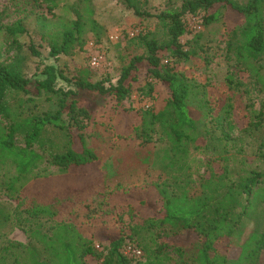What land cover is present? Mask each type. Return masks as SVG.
Masks as SVG:
<instances>
[{
  "label": "trees",
  "instance_id": "16d2710c",
  "mask_svg": "<svg viewBox=\"0 0 264 264\" xmlns=\"http://www.w3.org/2000/svg\"><path fill=\"white\" fill-rule=\"evenodd\" d=\"M10 1L0 9V34L11 39L16 50L11 60H0V194L19 200L23 186L47 177L48 167L64 173L98 162L86 130L100 110L120 107L135 91L154 103L134 111L132 134L144 145L162 130L167 142L163 170L171 177L154 184L159 216L133 226L127 236L101 233L88 238L70 225L41 228V223L32 222L34 229L27 225L31 243L17 245L6 240L10 206L0 202V264H136L141 256L148 264H258L264 250L259 215L264 211V205L260 208L264 161L254 165L246 157L230 161L228 144L234 145L239 137L257 139L260 145L263 141L264 0H167L155 14L149 10L153 0H109L110 10L129 12L140 20L154 18L156 24L133 37L128 34L124 45L117 47L116 59L102 48L110 66L100 73L85 57L88 42L100 43L105 34L94 0H29L37 8L43 6L44 12L18 10L33 13L38 36V44L30 42L25 51L17 42L27 33L23 21L4 23L12 17L11 7L17 12ZM55 10L64 12L57 15ZM229 11L241 19L228 28L224 16ZM191 18L202 30L220 24L223 59L235 67L201 88L194 81V67L201 59L203 32L190 29ZM41 45L46 61L38 75L27 77L26 61L40 55ZM204 62L208 63L205 58ZM241 77L248 81L244 89ZM157 85L165 93L159 107L153 98ZM249 89L263 99L259 109L250 101L244 105L246 123L241 125L235 94L240 90L247 94ZM188 147L208 155L203 172L194 171L195 183L185 168ZM29 209L31 217L51 215L46 206L34 204ZM187 232L196 239L171 242ZM222 240L226 249H239L235 260L217 251ZM127 247L139 250L140 256L124 254Z\"/></svg>",
  "mask_w": 264,
  "mask_h": 264
},
{
  "label": "rangeland",
  "instance_id": "374dc122",
  "mask_svg": "<svg viewBox=\"0 0 264 264\" xmlns=\"http://www.w3.org/2000/svg\"><path fill=\"white\" fill-rule=\"evenodd\" d=\"M13 2L16 4L17 12H13L14 8L11 7L12 17L5 20L4 23H9L17 18L23 21L27 33L19 37L17 42L23 47L22 51H25L30 42L38 44V36L34 30L33 13L27 15L18 10L24 8L27 13L33 9L31 11L37 10L41 13L44 12V7L37 8L29 0H17V2L13 0ZM94 2L96 9L100 12L97 15L104 25L105 34L100 43H95L92 40L88 42L85 57H90L95 52H103L101 50L105 47V51L113 59H116L117 47L121 48L124 45L130 32L136 35L141 29L152 30L155 27L156 20L154 18L140 20L129 12L115 10L116 8L110 10L109 0H94ZM166 2L167 0L151 1L150 12L158 13ZM10 3V0H0V9L9 6ZM63 12V10H55L57 15L63 14ZM240 19L231 11L226 12L224 16L228 28L239 23ZM188 25L192 31L203 32L199 38V43L203 48L199 54L201 59H196L194 67V81L197 86L205 87L209 81L218 77L223 78L229 69L234 72L235 67L229 66L223 59L224 42L220 24L214 23L202 30L197 19L191 18L188 19ZM190 37L192 35L183 37L182 42ZM37 50L40 55L30 57L26 61L24 74L27 77L38 75L44 65L43 61H46L45 47L38 46ZM15 54V45H12V40L6 39L0 34V60L9 61ZM204 58L208 61L207 64H205ZM107 63L110 66V62L107 61ZM109 66L101 71L92 70L100 73ZM241 79H243L242 88L244 89L248 81L244 77ZM137 84L135 83V85ZM217 85L220 86V84ZM164 94L162 88L157 85L153 93L156 107L161 106ZM206 96L210 103L215 104L213 96L209 93ZM202 97H205V93ZM235 98L237 116L240 124L244 125L246 123V119L242 117L244 105L250 101L253 108L259 109L263 96L256 93L255 90L249 89L247 94L240 90L235 94ZM153 101L135 91L123 101L120 107H106L95 115L93 123L85 134L89 147L99 158L98 162L74 167L64 173L56 168L48 167L45 170L48 174L47 177L29 181L23 186L19 200H11L0 194V202H6L10 206V227L5 228L7 229L5 231L7 242L17 245L31 243L27 225L30 224L34 229V225L37 223H41V228L70 225L79 229L88 238H98L101 233L114 236L122 233L127 236L133 226H142L146 219L159 216V196L154 184L171 177V175L166 176V172L163 170L167 162L164 152V149H167L166 138L162 130L158 129L153 135L152 142L140 145V142L132 134V126L137 121L134 111L150 107L154 103ZM261 137L263 139L261 145V141L257 139L245 141L240 137L234 145L228 144L229 160H244L241 157H246L248 164L253 163V165L264 161V158L260 157L261 154L264 155V128ZM17 142L21 144L20 141ZM187 149L190 150L185 168L187 174L193 175L192 181L195 183L197 179L194 178V171L203 172L202 162L207 161L208 155L203 150H193L192 147ZM34 204L41 205V207L46 206L48 211H51V215L31 217L32 211L29 207ZM262 205H264V199L261 200L260 208ZM261 213L259 214L260 224L263 226L264 211ZM194 239H196V235L187 232L171 238V242L189 243ZM224 241L222 240L217 245V251L224 254L228 260H235L239 255V249L236 247L226 249ZM126 250L127 248L123 250L124 254ZM214 256L213 252L209 253L210 258H214ZM138 259L136 264H148L145 257L141 256ZM258 264H264V250L259 255Z\"/></svg>",
  "mask_w": 264,
  "mask_h": 264
},
{
  "label": "built area",
  "instance_id": "2783aa9c",
  "mask_svg": "<svg viewBox=\"0 0 264 264\" xmlns=\"http://www.w3.org/2000/svg\"><path fill=\"white\" fill-rule=\"evenodd\" d=\"M135 33L130 32L129 35L131 37L134 36ZM89 66L91 69L96 70V71H101L105 69L108 65L106 61L105 54L102 52H95L94 54H91L89 57ZM126 255L128 256H133V257H139L140 256V251L131 247H127L126 250Z\"/></svg>",
  "mask_w": 264,
  "mask_h": 264
}]
</instances>
